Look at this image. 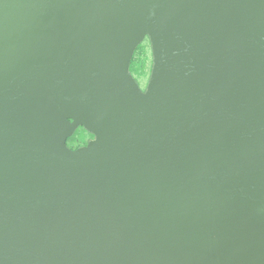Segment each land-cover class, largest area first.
I'll return each instance as SVG.
<instances>
[{
	"label": "water",
	"instance_id": "1",
	"mask_svg": "<svg viewBox=\"0 0 264 264\" xmlns=\"http://www.w3.org/2000/svg\"><path fill=\"white\" fill-rule=\"evenodd\" d=\"M0 264H264V0H0Z\"/></svg>",
	"mask_w": 264,
	"mask_h": 264
},
{
	"label": "trees",
	"instance_id": "2",
	"mask_svg": "<svg viewBox=\"0 0 264 264\" xmlns=\"http://www.w3.org/2000/svg\"><path fill=\"white\" fill-rule=\"evenodd\" d=\"M149 58L145 51V45L142 43L139 44L133 53L132 59L129 64V72L137 78L143 77L146 75L147 67H148ZM85 136L82 132L76 131L73 136H71L68 140L70 141H83Z\"/></svg>",
	"mask_w": 264,
	"mask_h": 264
},
{
	"label": "flooded vegetation",
	"instance_id": "3",
	"mask_svg": "<svg viewBox=\"0 0 264 264\" xmlns=\"http://www.w3.org/2000/svg\"><path fill=\"white\" fill-rule=\"evenodd\" d=\"M145 41H147L146 39L143 41V43L142 44H144V42ZM143 90H144V88H145V86L144 87H141ZM80 131V132H82L83 134H84V136H85V139L83 140V141H70V140H68L67 139V146L70 148V149H76V148H78V147H80V146H83V145H85L89 140H91L92 138H93V136L90 134V133H88V132H86V131H84L82 128H78V129H76V131ZM75 131V132H76ZM74 132V133H75ZM73 133V134H74ZM73 136V135H72Z\"/></svg>",
	"mask_w": 264,
	"mask_h": 264
},
{
	"label": "rangeland",
	"instance_id": "4",
	"mask_svg": "<svg viewBox=\"0 0 264 264\" xmlns=\"http://www.w3.org/2000/svg\"><path fill=\"white\" fill-rule=\"evenodd\" d=\"M150 65H151V59H149V61H148V67H147L146 75L143 77L137 78V81H138L140 87H144L146 82H147V78H148V74H149V70H150Z\"/></svg>",
	"mask_w": 264,
	"mask_h": 264
},
{
	"label": "built area",
	"instance_id": "5",
	"mask_svg": "<svg viewBox=\"0 0 264 264\" xmlns=\"http://www.w3.org/2000/svg\"><path fill=\"white\" fill-rule=\"evenodd\" d=\"M146 40H147V39H146ZM142 43H143V42H142ZM143 45H145V51H146V53H147L148 58L151 59L150 44H149L148 40L145 41Z\"/></svg>",
	"mask_w": 264,
	"mask_h": 264
}]
</instances>
